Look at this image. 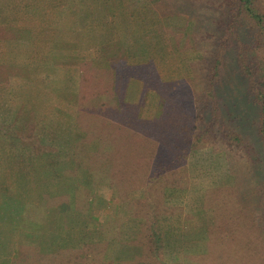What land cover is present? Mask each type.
I'll list each match as a JSON object with an SVG mask.
<instances>
[{
	"label": "trees",
	"instance_id": "16d2710c",
	"mask_svg": "<svg viewBox=\"0 0 264 264\" xmlns=\"http://www.w3.org/2000/svg\"><path fill=\"white\" fill-rule=\"evenodd\" d=\"M64 3L66 35L75 40L70 45L91 46L89 55L79 57L87 58L91 68L102 63L107 73L112 71L111 96L102 94L96 108L85 111L154 144L149 172L136 191L140 202L129 193L121 206L123 221L139 222L135 228L138 259L143 264H184L165 259L170 249L165 217L176 199L172 193L188 184L190 156L209 145L214 153L224 152L227 157L234 182L222 187L225 204L256 230L264 264V0H0V41L33 33L22 23L33 21L35 9ZM149 32H155L153 39ZM130 34L140 37L134 38L133 46L112 54L115 41ZM152 43L159 54L176 60L174 72L157 69L150 57ZM148 65L158 70L152 84L141 72ZM70 98L76 102L77 96L70 94ZM14 124L0 122V144L14 145L19 137L41 158L36 148L41 144L33 130ZM47 168L44 161L38 170L26 172L31 188H27V201L20 204L23 209L47 210L46 194L37 186L42 182L40 171ZM21 178H25L23 170ZM4 193L0 191L2 198ZM229 221L215 226L203 223L206 238L235 234V222ZM17 230L8 223L0 227V249L7 257L18 246ZM202 244L207 246L208 241ZM92 246L101 250H95L101 257L109 253L98 243ZM141 253L147 254L146 260ZM66 259L74 264L82 258L71 250ZM90 260L97 261L94 256Z\"/></svg>",
	"mask_w": 264,
	"mask_h": 264
},
{
	"label": "rangeland",
	"instance_id": "374dc122",
	"mask_svg": "<svg viewBox=\"0 0 264 264\" xmlns=\"http://www.w3.org/2000/svg\"><path fill=\"white\" fill-rule=\"evenodd\" d=\"M35 10L33 21L22 23V26L28 27H25L26 30L33 33L0 41V122L15 123L21 130H33L40 141L41 148L39 145L36 148L41 151L39 156L42 157H37L31 148L21 143L19 137L14 140V145L12 142L5 144L6 146L0 144V173L4 175L0 174V178H3L0 179V191H9L10 194L19 196L18 199L27 201V188H31V182L27 180L26 172H32L33 168L38 170V164L45 161L48 168L40 171L42 182H38L37 186L47 195L60 190L66 194L68 181L66 150L63 146L66 142L67 105L73 107L69 109L70 114L77 116V121L70 122L71 116L67 121L74 124L73 127L70 126L69 134L76 132L80 137L77 147L81 154L80 162L84 166L80 173L81 179L89 174L86 172L93 171L94 176L97 173L99 178L115 180L114 183L117 182L124 188L123 194L131 191V197L139 199L135 188L143 181L154 144L138 135L134 137L133 132H128L125 137L115 123L97 121L94 115L85 111L86 108H96L102 94L111 96L108 89L112 71L107 73L102 63L91 68L87 58L79 57L81 53L89 55L91 46L83 49L70 45L75 40H70L64 27L66 3L49 5L45 10ZM131 16L135 18L136 13L132 12ZM153 34L155 32H149L148 37L153 39ZM139 35L130 34L122 40H116L112 46V54L126 50V46H133L134 38L140 37ZM152 46L153 43L150 46V57L154 59L157 69L166 74L174 72L177 68L176 60L159 54ZM151 67H143L141 72L145 80L152 84L157 81L158 70L155 68L153 71ZM70 94L77 96L76 102L70 98ZM96 137L102 141H96ZM99 152L102 153V158L97 157ZM188 164V184L184 189H177L172 193L176 199L170 203L171 213H167L165 217L164 225L170 239V249L165 259L178 260L184 264H261L256 230L248 221L229 211L231 208L226 205V197V202L224 201L222 187L234 182L225 153H214L209 145L201 146L192 153ZM22 170L25 178L20 179ZM100 170L108 172L102 174ZM84 171L85 174H82ZM45 176L50 178L49 182L44 179ZM176 178L179 180L180 174ZM82 183V189L86 190H81V199L87 205L78 207L81 208L80 215L86 216L88 211L94 213L98 210L103 221L95 223L89 214L86 219L83 216L74 219L75 215L71 212L77 207H66V203L58 205V209L48 206L47 210L42 209L39 213L43 215L46 211L42 216L46 218L39 217L35 227L28 228L35 232L34 236H15L19 245L10 257L5 256V252L0 249V264H70L66 259V252L71 250H75L77 257L82 258L74 264H143L137 257L138 250L135 247V228L139 226V222L123 221L121 211L118 218L105 221V218H109L107 212L110 207L101 205L96 209L92 184L97 182ZM117 192L115 189L113 193L118 195ZM103 193L106 199L110 197V191ZM120 194L123 195L121 192ZM52 198L50 196L46 205H53L50 202L62 199L66 202L62 195H56L54 201ZM44 219V225L41 226ZM229 220L235 222V234L216 233L211 241L206 238L204 224L222 225L230 222ZM38 225L39 231L36 228ZM68 233L72 236L69 240ZM203 239L208 241L207 246H203L202 242L206 243ZM101 240L110 244L99 243ZM93 243L101 245V249L106 247L108 255L101 257L97 254L101 250L92 246ZM204 255H208L206 260L202 259L205 258ZM92 256L97 261H91ZM141 256L146 260L147 254L141 253ZM101 258H105V261Z\"/></svg>",
	"mask_w": 264,
	"mask_h": 264
},
{
	"label": "crops",
	"instance_id": "0c3cea01",
	"mask_svg": "<svg viewBox=\"0 0 264 264\" xmlns=\"http://www.w3.org/2000/svg\"><path fill=\"white\" fill-rule=\"evenodd\" d=\"M70 108H73V107L72 106L69 107L66 105V110H67L66 116L74 117L73 120L70 117V122L77 121V119H76L77 116H75L74 114H72V115L70 114V110H69ZM94 116H95L97 121H99V120L104 121L105 120L97 114H95ZM68 117H66V142L64 143V146H63V148H65V150H66V181H68V183H66V194H65V192H63V190H60V192L54 191L53 193L51 192L48 195L46 193L45 204L49 203L50 196H53V198H56V195H62L63 197L66 198V202H64L65 199H62L61 201H54L55 199L52 198L54 202H50V204H53V205H46V206H49V207L52 206L53 209H55V208L58 209L59 208L58 205L66 203V207H68V206L77 207L76 210L72 209L73 211L71 212L73 215H75L74 219H80L82 216L85 217V219H86L88 214H89L90 218H93L95 223L103 221L104 219L101 217V213L98 210H96V212H94V213L88 211L86 213V216H85V215H80L79 209L81 210V208H78V207H85L87 205L86 202L82 201V199H81V196H82L81 190L82 191L86 190V189H82V188H84V187H82V184H83L82 182L94 183V181H95V182H97V184L96 183L92 184V186L94 187V194H95L94 198H95L96 209L101 205L109 206L110 210H108V212H107L109 218L108 219L105 218V221L112 219L114 216L118 218L119 212L121 211V206L125 202L127 195L129 193H131V191H127L125 194H123L124 188L121 185H119L117 182L114 183L115 180L108 181L109 179H107V178H106L107 180H104L103 177L99 178V176H97V173H96V176H94V174H92L93 171H91V172L90 171L89 172L84 171L82 174H85V172L89 173V174H87V176L84 175L85 178L81 179L80 173L83 171L82 168L84 166H83V163L80 162V160H82V159H79L81 154H80V151L78 150L79 147H77L78 146L77 142L80 140V137L76 135V132H74V133L72 132L73 134H69L70 133V130H69L70 126H72L74 124L68 123V121H67L69 119ZM111 124H114V123H111ZM119 130L124 132L125 137L128 134V132H133L131 130L129 131V129H126V128H122ZM133 135H134V137L137 136L134 133H133ZM124 138H123V140H124ZM95 140L96 141L97 140L102 141L98 137H96ZM95 151H97V149ZM97 155H98L97 156L98 158L103 157L101 152H99ZM148 172H149V168L143 174V181H141L142 182L141 185L137 186V188H135V189H140L143 186ZM47 175L48 174H46V176ZM46 176L44 179L45 180L47 179V181L49 182L50 178H46ZM76 176H78V179H76ZM102 182H108L110 184L104 185V184H102ZM98 183H100V184H98ZM86 188H88V187H86ZM115 189H116V191H118L117 192L118 195H115L113 193L115 191ZM104 191H106V192L110 191L111 194H110L109 198H107V199L105 198L106 195H105V193H103ZM120 192L123 195H121ZM1 195L2 194H0V223H1L0 227L3 224L8 223L9 225H12L15 228H18L19 230L16 231V238H18V237L22 238L23 235L34 236L33 233H35V232L31 231L30 229H29V231H27L28 228L35 227L36 222H37L36 220H38L39 217H42L46 213L43 212V215H42V214H39V212L36 211L35 209L33 211H28V210L23 209L20 205L23 203V200L18 199L19 196L14 195L15 196L14 197L12 195L4 193L3 194L4 198H2ZM132 198H133L132 200H134V201L137 200L138 203L140 202V199H136L138 197H132ZM79 201H82V203H81V204H83L82 206H81V204H79ZM49 207H47L46 209H48ZM84 210H86V209L84 208ZM75 211L78 213H76ZM136 215L138 216L139 213L136 212ZM42 218H46V216L42 217ZM27 221H29V222H27ZM66 221H67V218H66ZM43 222H45V219L42 220V223ZM42 225H44V223L41 224V226ZM39 226L40 225L36 226L38 231H39ZM24 227H26L27 230ZM37 234H38V232H37ZM38 236H40V235H38ZM71 237H72L71 234L68 233V239H70ZM17 245H19L18 240H17Z\"/></svg>",
	"mask_w": 264,
	"mask_h": 264
}]
</instances>
